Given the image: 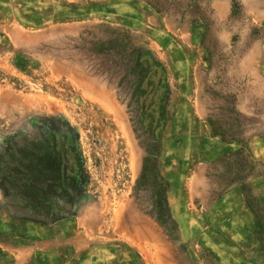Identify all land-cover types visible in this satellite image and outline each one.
I'll use <instances>...</instances> for the list:
<instances>
[{
  "label": "rangeland",
  "instance_id": "1",
  "mask_svg": "<svg viewBox=\"0 0 264 264\" xmlns=\"http://www.w3.org/2000/svg\"><path fill=\"white\" fill-rule=\"evenodd\" d=\"M0 209L25 264H264V0H0Z\"/></svg>",
  "mask_w": 264,
  "mask_h": 264
},
{
  "label": "crops",
  "instance_id": "2",
  "mask_svg": "<svg viewBox=\"0 0 264 264\" xmlns=\"http://www.w3.org/2000/svg\"><path fill=\"white\" fill-rule=\"evenodd\" d=\"M242 196L233 193V194H225L223 195V198L221 201L226 202L225 199L232 200V203L230 205L228 210L231 212V225L233 229L236 231H241V233H247L249 231V228L253 225V215L248 210V208L244 205V199L241 198ZM126 211L122 217H121V223L122 226L129 232H137L139 230V225H142V222L145 221V218L142 216H138L132 208H130V205L126 204ZM237 211L238 218L242 220V223L238 222L237 216H233V214ZM14 215L12 212H10L9 209H0V217H7L11 218V216ZM235 218V220H233ZM136 228L130 229V225H134ZM237 226V227H236ZM10 237V235H8ZM128 236V235H127ZM5 238H9L7 236H3ZM129 238V237H126ZM24 239V242L20 245H17L12 243V241L9 239L7 242L3 239L0 241V254H3V259L0 258V264H25L31 254H32V240ZM28 242V243H27ZM3 260V261H2Z\"/></svg>",
  "mask_w": 264,
  "mask_h": 264
}]
</instances>
